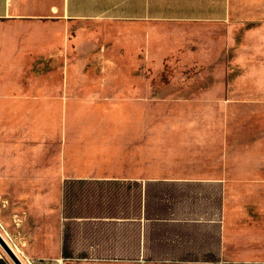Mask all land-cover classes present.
Returning <instances> with one entry per match:
<instances>
[{
  "label": "rangeland",
  "instance_id": "1",
  "mask_svg": "<svg viewBox=\"0 0 264 264\" xmlns=\"http://www.w3.org/2000/svg\"><path fill=\"white\" fill-rule=\"evenodd\" d=\"M149 26L159 37L144 47L127 43L123 21L72 20L64 39L33 41V60L20 36L11 61L0 62V219L18 246L50 254L64 231L74 248L78 219L63 213H101L124 201V184L65 178L63 149H81L88 135L101 146L106 136L123 153L171 150L150 161L222 171L236 221L260 230L264 243V0L222 21ZM14 43V32L1 33V60Z\"/></svg>",
  "mask_w": 264,
  "mask_h": 264
},
{
  "label": "crops",
  "instance_id": "2",
  "mask_svg": "<svg viewBox=\"0 0 264 264\" xmlns=\"http://www.w3.org/2000/svg\"><path fill=\"white\" fill-rule=\"evenodd\" d=\"M256 1L0 0V36L5 30L15 34L14 46L0 62L11 61L20 36L33 60V41L38 45L44 34L64 39L72 20L123 21L127 43L141 41L148 47L154 36L159 37L149 24L222 21L231 11L248 9ZM51 107L46 103L47 122L53 119ZM99 139L88 135L81 149L69 153L63 149L62 171L66 179L124 184L117 192L124 194L120 198L124 201L101 213H63L64 220L78 219L77 246L67 245V234L61 231V242L50 254L25 241L18 246L7 230L8 221L1 218L0 233L23 263L24 258L62 256L64 264L77 256L79 264H264L261 232L236 221L238 207L231 208L229 180L222 171L208 173L199 163L150 161V153L171 150L141 145L123 153L111 147L106 136L103 146ZM0 264H13L1 247Z\"/></svg>",
  "mask_w": 264,
  "mask_h": 264
},
{
  "label": "built area",
  "instance_id": "3",
  "mask_svg": "<svg viewBox=\"0 0 264 264\" xmlns=\"http://www.w3.org/2000/svg\"><path fill=\"white\" fill-rule=\"evenodd\" d=\"M24 262L25 263L23 262L22 263L23 264H63V257L57 256V257H48V258H24Z\"/></svg>",
  "mask_w": 264,
  "mask_h": 264
},
{
  "label": "water",
  "instance_id": "4",
  "mask_svg": "<svg viewBox=\"0 0 264 264\" xmlns=\"http://www.w3.org/2000/svg\"><path fill=\"white\" fill-rule=\"evenodd\" d=\"M0 247L14 264H23L0 233Z\"/></svg>",
  "mask_w": 264,
  "mask_h": 264
},
{
  "label": "bare ground",
  "instance_id": "5",
  "mask_svg": "<svg viewBox=\"0 0 264 264\" xmlns=\"http://www.w3.org/2000/svg\"><path fill=\"white\" fill-rule=\"evenodd\" d=\"M15 253V252H14ZM16 254V253H15ZM17 255V254H16ZM18 257V256H17ZM19 258V257H18ZM20 259V258H19Z\"/></svg>",
  "mask_w": 264,
  "mask_h": 264
}]
</instances>
